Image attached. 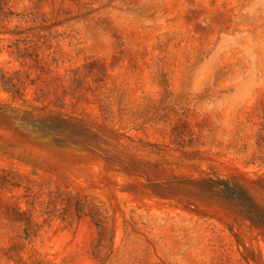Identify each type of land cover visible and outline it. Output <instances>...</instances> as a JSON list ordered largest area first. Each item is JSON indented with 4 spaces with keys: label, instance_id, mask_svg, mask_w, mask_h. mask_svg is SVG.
Segmentation results:
<instances>
[{
    "label": "rangeland",
    "instance_id": "374dc122",
    "mask_svg": "<svg viewBox=\"0 0 264 264\" xmlns=\"http://www.w3.org/2000/svg\"><path fill=\"white\" fill-rule=\"evenodd\" d=\"M226 181L264 212V0H0V264H264Z\"/></svg>",
    "mask_w": 264,
    "mask_h": 264
},
{
    "label": "trees",
    "instance_id": "16d2710c",
    "mask_svg": "<svg viewBox=\"0 0 264 264\" xmlns=\"http://www.w3.org/2000/svg\"><path fill=\"white\" fill-rule=\"evenodd\" d=\"M43 127H47V126L44 124H38L37 126H34V130L40 133L41 130L44 129ZM49 134H53V132H50ZM60 141H64V140H60ZM223 192L240 200V202H242L246 207L248 213L252 214L256 218L264 219V212L258 209L255 203L239 186L232 184L229 181H226L223 186Z\"/></svg>",
    "mask_w": 264,
    "mask_h": 264
}]
</instances>
